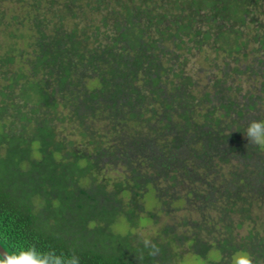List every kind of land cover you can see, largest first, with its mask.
<instances>
[{"label": "trees", "instance_id": "trees-1", "mask_svg": "<svg viewBox=\"0 0 264 264\" xmlns=\"http://www.w3.org/2000/svg\"><path fill=\"white\" fill-rule=\"evenodd\" d=\"M262 1L0 0L4 251L35 241L76 246L81 264H172L211 250L230 264L239 249L264 260V158L243 133L264 118V99L237 84L254 67L264 77ZM192 49L251 55L254 67L224 65L196 97L183 69ZM180 210L190 234L165 224L150 256L135 225Z\"/></svg>", "mask_w": 264, "mask_h": 264}, {"label": "rangeland", "instance_id": "rangeland-1", "mask_svg": "<svg viewBox=\"0 0 264 264\" xmlns=\"http://www.w3.org/2000/svg\"><path fill=\"white\" fill-rule=\"evenodd\" d=\"M264 2V1H262ZM261 2V3H262ZM5 6L8 5V10L12 12L14 9L17 10V5L14 4V2H6L4 4ZM258 6V5H257ZM257 6L252 8L255 10L254 17L263 19V15H261V8ZM253 16L247 19V28L244 30V34L248 36H252L254 33V22H252L254 19ZM252 20V21H251ZM1 30V29H0ZM7 38H4V35L0 31V52H3V50H6L7 47L10 45V41H7ZM249 50H251L252 45L249 44ZM16 48H21L22 50L25 49V43L18 39L15 42ZM185 57L187 58L184 62V70L185 74H188L194 81L197 82V85L193 87V93L196 95V97H199L203 94L204 91H210L212 92V85L214 83V78H221L223 77V70L224 65L228 68V71L230 72L235 66H238L240 70H244V67L252 64V56L249 55L246 60H242L241 63L234 62L230 57H227L226 52L219 51L218 53H213L212 51H209L207 54V58H205L204 54L200 51H194L192 49L191 54H186ZM227 65H226V64ZM253 66V64H252ZM254 67V66H253ZM252 67V68H253ZM226 68V69H227ZM253 72L256 75H252V72L247 71L248 73L245 75H241L240 79L238 80L237 84L239 83L240 88L244 91L248 90L253 94H258L260 97L264 99V92L260 91L261 84L264 81V77L261 75L260 71L257 67L253 68ZM228 82H231V80H228ZM231 84V83H230ZM261 108V112L259 111L260 115H264V102L259 106ZM257 115L258 113L255 112ZM74 134V133H72ZM73 136V135H72ZM262 156L264 158V151H262ZM256 159V158H255ZM103 171L100 173L99 177L106 176L109 179H112L117 174L115 171L111 170ZM179 216L174 215L171 218L167 217H159V222L154 223H145L144 225H135L134 227V234H136L139 238L145 241L150 240V238L154 237L157 232H160V229L166 224L170 227L174 226V231L176 232V235H184L190 234V231L187 228H184L181 226L179 222L189 214L188 211L180 210L178 212ZM190 215V214H189ZM183 216V217H182ZM261 220L264 222V212L263 215L261 214ZM192 218H196V214L191 215ZM243 232V231H242ZM175 250V249H174ZM186 250L185 247L182 248V252ZM190 252V251H189ZM220 258V254L217 250H211L209 254L207 255V258L202 259L192 253H183L182 257H177L175 260H173L172 264H209L210 262H214L216 257ZM227 260L230 261L228 258Z\"/></svg>", "mask_w": 264, "mask_h": 264}, {"label": "clouds", "instance_id": "clouds-1", "mask_svg": "<svg viewBox=\"0 0 264 264\" xmlns=\"http://www.w3.org/2000/svg\"><path fill=\"white\" fill-rule=\"evenodd\" d=\"M252 144L264 151V118L252 119L243 131ZM145 246L149 248V255L158 254V248L150 245L145 239ZM13 251L0 253V264H81V257L76 246H70L67 250H57L55 247L39 248L37 242H16L12 244ZM143 259V256L140 257ZM214 264H221L217 256ZM230 264H264V260L257 258L246 249H239L233 253Z\"/></svg>", "mask_w": 264, "mask_h": 264}, {"label": "water", "instance_id": "water-1", "mask_svg": "<svg viewBox=\"0 0 264 264\" xmlns=\"http://www.w3.org/2000/svg\"><path fill=\"white\" fill-rule=\"evenodd\" d=\"M5 252L4 249L0 246V253Z\"/></svg>", "mask_w": 264, "mask_h": 264}]
</instances>
